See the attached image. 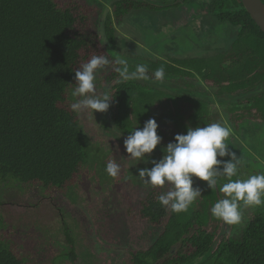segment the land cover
<instances>
[{
  "label": "trees",
  "instance_id": "trees-1",
  "mask_svg": "<svg viewBox=\"0 0 264 264\" xmlns=\"http://www.w3.org/2000/svg\"><path fill=\"white\" fill-rule=\"evenodd\" d=\"M183 1H113L112 12L100 22L108 46L116 48L114 23L121 24L130 13H158L179 7ZM209 2L208 15L219 27L236 30L226 50L212 56L150 60L143 63L148 67L149 79L127 81L116 71L120 67L118 59L106 53L115 67L114 71L107 70L103 83L114 97L109 111L116 132L125 139L148 119L160 121L157 132L162 142L151 154L153 157L148 156L149 161L161 159L164 152L157 149L173 142L176 134H186L188 127L213 123V102L225 107L231 131L241 137L240 142H246L250 131L256 134L258 128L264 130V33L240 0ZM91 14V9L79 2L63 5L58 0H0V264H80L79 260L88 264L83 260L91 250L77 253L73 233L58 202L52 203L62 213L67 245L57 241L51 255L40 254L45 251L43 236L41 246L33 244L34 224L8 223L2 210L5 196L14 197L15 192L26 197L21 203L25 201L24 206L30 209H39L44 201H55L60 196L77 201L72 193L81 186L85 165L93 169L98 166V175H107V163H102L105 154L90 151L78 113L70 105V92L76 86L75 70L92 56L104 55L102 48H106L100 39L101 30L91 29ZM127 61L130 71L142 64ZM161 66L169 77L166 80L188 89L165 85L170 91L164 90L154 77ZM197 85L215 95H206L201 89L199 94L191 92ZM95 153L100 158L93 157ZM237 153L243 161V174L264 173L261 162H253L254 154ZM237 178L242 179L240 171L233 177ZM225 182L220 179L211 190L205 181L194 177L193 187H199L202 195L179 213L157 200L162 188L145 192L140 218L146 223L147 243L143 245L126 234L124 247L116 248L128 254L122 257V264H264V205L244 207L237 232L238 224H227L211 213L214 203L224 198L219 186ZM35 190L39 193L36 204L27 201L35 197ZM90 207L91 220L103 232L100 239L107 238L109 228L116 225L105 218L109 216L106 202L97 201ZM120 220L126 231V221ZM112 243H119L116 234L108 248Z\"/></svg>",
  "mask_w": 264,
  "mask_h": 264
},
{
  "label": "rangeland",
  "instance_id": "rangeland-1",
  "mask_svg": "<svg viewBox=\"0 0 264 264\" xmlns=\"http://www.w3.org/2000/svg\"><path fill=\"white\" fill-rule=\"evenodd\" d=\"M58 1L63 5H69L72 2H79L86 5L88 9H91L92 13L91 29L94 31L98 29L101 30L99 33L100 39L105 41L104 46H106V50L102 48V54H104L103 56L106 55L109 64L99 69L97 72L95 82L97 95H102L105 92L109 93L105 89L106 87L103 83L104 77L109 71L115 70L113 69L115 67L112 62L116 59L124 58L132 63L143 64L148 63L150 60L156 61L159 59H167L168 57L181 59L190 56H212L229 47V44L233 42L236 35L235 29L226 26L219 27V23L216 19L209 15V18H204L205 23L203 22L202 17L206 14L210 0H187L186 2L182 0L183 2H181V6L179 7H174L158 13L134 11L127 15L121 24L114 23L116 30V48L113 49L110 48L108 42H106L102 30L103 25H100V22H103L107 14L112 12L111 4L115 0ZM156 4L162 5L161 3ZM219 28H221L220 31L218 30ZM161 33H163V35H161ZM158 36H161V38ZM106 53L114 57V60ZM167 78L169 77L165 75L164 80L157 81V83L164 86V90L170 91V87L174 86L182 88L184 91L188 89H185L184 85L180 87V85L166 80ZM165 85H169L170 87ZM200 89L204 90V86L202 85L201 87V85H197V88L192 89L191 92L199 94L201 91ZM206 89L202 91L204 94L215 95L212 90ZM72 91L70 92V105L78 99V97L72 96ZM211 112L214 120L213 123H220L230 130V140L227 141V143L230 144L229 148L234 151L238 157L239 153H237V150L242 152V156H244L246 152L254 154L255 157L253 162H261L264 166V156L258 155V153H263L264 155V130L258 128L256 134L252 133L250 129L245 130L246 132H250L248 136L244 134L245 137L247 136L245 138L246 142L242 143L240 142L241 137L238 135L235 137V134L231 131L233 127L229 123V115L227 111H225V107L219 105L218 101L213 102ZM77 113L90 151L92 153L100 152V154L102 153L101 155L105 154V158L102 160L104 164L109 161H115L119 164L120 173L118 176L114 178L105 172L107 175L101 177L98 175V170H100L98 166H96L98 169H93L90 165H85L82 170L83 177L81 179L83 180L80 183L81 186L76 187L75 193H72V197L77 199V201H73L74 203L71 202V200L69 201L68 198L60 196L55 199V201H44L39 209H30L24 206L25 201L21 203L26 197H23L19 192H15L16 195H14V197L11 195L5 196V203L2 211L8 223L17 225L18 223L34 224L33 244L35 247L41 246L40 242L43 241L41 236H43L46 241L41 243L45 251L40 254L51 255L52 251L57 248L54 244L57 241L63 245H67L62 231L63 224L61 222V214L63 213L73 233L75 248L79 255L86 254L88 250H91L93 254L91 258L94 260L92 261L94 263L87 258L86 260L92 264H122V257L125 256L126 258L128 254L125 255V251L122 253V250L116 248L124 247L123 245L126 244L125 240L127 238L126 234L132 240H137L143 245L147 243V239L145 238V235L147 236V230L145 231L146 223L140 218V209L144 201L145 192L147 193L153 188L159 187L162 188L163 193H165L171 190V185L166 183L163 187H153L145 184L144 181L139 178V169L145 167H149L150 169L153 165L150 162L146 163V160L138 161L129 157L130 154H128L124 148L123 137L120 133L116 132L117 130L110 117L109 109L104 113L96 112L94 116L91 110ZM157 123L160 124V121ZM256 124L259 126V123ZM240 133L243 134L242 132ZM234 140L237 142H233ZM164 148L157 149V151H166L163 150ZM96 153L93 157L100 158ZM149 157L153 156L150 154ZM158 158L155 159L157 160ZM242 167L239 168V171L242 179H246L251 174H243L244 169L241 171ZM205 183L207 182L205 181ZM34 194L35 197H31L32 199L27 201L36 204L38 201L37 199H39L38 190H35ZM97 201L98 203L102 201L106 202V211L109 216L105 215V218L110 219V221L117 226L110 227L108 232L109 236L104 239H100L103 232L100 228L97 229L96 226H98V223L91 220L93 213L90 212V206ZM52 202H58L62 213L60 209L56 210L54 208L55 204ZM19 203L21 205H19ZM115 217H120V219L126 221V231L122 227L121 220L115 219ZM240 224L241 223H238L236 232L238 228H240ZM114 234L117 235L119 243H117V245L112 243V248H108V246L110 247L111 239ZM63 264L70 263L66 262Z\"/></svg>",
  "mask_w": 264,
  "mask_h": 264
},
{
  "label": "clouds",
  "instance_id": "clouds-1",
  "mask_svg": "<svg viewBox=\"0 0 264 264\" xmlns=\"http://www.w3.org/2000/svg\"><path fill=\"white\" fill-rule=\"evenodd\" d=\"M108 64L106 56L94 55L75 70L76 86L72 96L78 99L71 104L73 111L91 110L93 116L96 112H107L114 97L107 92L97 95L95 82L98 70ZM116 64L120 66L116 71L124 81L150 78L147 65L139 64L134 71H130L127 59H118ZM154 77L156 80L164 79L163 66L155 70ZM158 127L155 118L148 119L142 128L135 127L124 139V148L129 157L152 163L150 169L138 170V176L145 184L153 187L166 183L171 185V190L157 197L162 206L170 207L177 213L186 211L202 195L199 187H193L194 177L206 181L207 188L211 190L218 186L220 179L227 180L219 186V191L225 194L224 198L211 207L212 215L227 224L240 223L244 207L264 205V173L250 175L246 179H232L238 176L242 160L229 148L230 130L227 127L220 123L188 127L186 134H176L174 141L167 144L161 159L149 161L148 156L162 142ZM226 156L230 159H218ZM105 170L115 178L120 173V165L109 161Z\"/></svg>",
  "mask_w": 264,
  "mask_h": 264
},
{
  "label": "water",
  "instance_id": "water-1",
  "mask_svg": "<svg viewBox=\"0 0 264 264\" xmlns=\"http://www.w3.org/2000/svg\"><path fill=\"white\" fill-rule=\"evenodd\" d=\"M251 19L264 33V3L262 0H240Z\"/></svg>",
  "mask_w": 264,
  "mask_h": 264
},
{
  "label": "flooded vegetation",
  "instance_id": "flooded-vegetation-1",
  "mask_svg": "<svg viewBox=\"0 0 264 264\" xmlns=\"http://www.w3.org/2000/svg\"><path fill=\"white\" fill-rule=\"evenodd\" d=\"M163 11H166V10H163ZM204 18H209V17H208V9L206 10V14L202 17V20H203V22L205 23ZM220 29H221V28H219L218 30L220 31ZM161 35H163V33H161ZM192 35H193V33H192ZM158 37L161 38V36H158ZM219 39H220V38H219ZM191 40H192V38H191ZM231 44H232V43H231ZM231 44H229V47L231 46ZM229 47L225 48V50L228 49ZM190 57H192V56H190ZM92 256H93V254L90 253L89 255H87L86 258L89 259V260L92 262V261H94V260H92V258H91ZM83 261H84L85 263H88V264L91 263V262H89V261H87V260H83ZM81 262H82V261L79 260V263H80V264H81ZM92 263H94V262H92ZM92 263H91V264H92Z\"/></svg>",
  "mask_w": 264,
  "mask_h": 264
}]
</instances>
